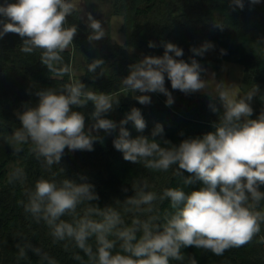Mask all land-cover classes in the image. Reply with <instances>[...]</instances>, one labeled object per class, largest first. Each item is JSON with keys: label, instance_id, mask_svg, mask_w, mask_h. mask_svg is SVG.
I'll return each instance as SVG.
<instances>
[{"label": "clouds", "instance_id": "9594fccd", "mask_svg": "<svg viewBox=\"0 0 264 264\" xmlns=\"http://www.w3.org/2000/svg\"><path fill=\"white\" fill-rule=\"evenodd\" d=\"M244 2L231 0V5L243 9ZM248 2L255 5L261 0ZM82 3L86 4L87 0H16L14 3L4 0L0 4V38L8 33L18 34L22 40L20 51L25 54L39 51L40 61L51 78L69 77L59 87L36 91L38 103L25 104L22 111L16 112L20 126L4 137L13 154L22 152L28 145L29 152L42 159L44 169L51 171L53 165L60 164L65 148L72 152L93 151L94 142L101 139L92 135L94 130L111 134L118 127L119 135L113 146L125 161L164 172L175 165L177 176L182 177L181 170L190 174L182 177L183 185L200 181L203 186L190 192L183 187L165 188L158 196L146 190V183L134 184L135 194L127 197L118 210L90 203L99 199L94 185L69 178L57 181L53 173L52 179L42 176L35 181L34 189L26 193L27 203L18 201L24 212L37 223L43 221L54 241L74 243L87 257L85 260L79 254L73 256L81 264H170L172 260H185L184 248L194 247L222 256L226 250L251 242L264 224V209L260 208L264 201V191L260 190L264 186V111L257 118H250L251 101L259 87L255 85L240 95L236 85L216 81L215 73L206 80L202 74L207 70L195 58L190 63L178 59L184 55L183 49L165 43L162 56H144L129 65V74L121 80L125 91L162 93L170 106L174 99L165 87L167 77L173 90L185 94L204 91L210 100H218L220 107L209 103L213 113H220L218 122L213 124L214 131L184 139L179 145L164 138L160 124L155 126L151 138L143 135L130 138L125 127L129 122L137 131L146 127L140 109L133 107L119 125L103 118L119 104L118 96L87 87L75 78L73 65L65 62L63 53L73 45L78 32L77 26L69 24L67 18L80 13ZM87 24L90 43L107 35L102 22L91 12L87 13ZM213 26L220 30L224 27L217 19ZM111 39L119 43L115 33ZM148 46L154 48L156 44L150 41ZM214 47L213 43L205 42L190 51L203 57ZM220 51L221 55L226 54L224 49ZM104 64L103 59L96 58L86 68L88 73L103 75ZM97 69L101 71L97 73ZM135 99L142 105L151 103L148 95ZM89 102L94 105L91 113L94 123L86 131L85 116L74 111L73 106L84 108ZM23 176V170L15 168L9 173L8 182L22 180ZM80 180L86 181V177L81 176ZM165 199L171 211L154 215L156 202ZM81 205L84 207L78 212ZM122 213L146 218L133 219L131 226H126ZM65 216L71 217V221L62 219ZM93 238L95 250L90 243ZM16 247L18 260L26 259V250L30 249L39 257V264H57L30 243ZM189 264H197V260L189 257Z\"/></svg>", "mask_w": 264, "mask_h": 264}, {"label": "trees", "instance_id": "16d2710c", "mask_svg": "<svg viewBox=\"0 0 264 264\" xmlns=\"http://www.w3.org/2000/svg\"><path fill=\"white\" fill-rule=\"evenodd\" d=\"M8 2L14 3L16 0ZM3 3L4 0H0V4ZM83 4L87 13L91 12L95 19L102 22L107 35L100 41L90 43L87 39L90 32L87 18L84 19L82 12L69 16V24H75L78 32L73 45L63 53L65 62L73 65L75 78L87 87L118 96L119 104L105 113L103 118L119 125L133 107L140 109L146 127L143 131H137L133 123L129 122L125 127L130 138L140 135L151 138L155 126L160 124L164 128V138L179 145L184 139L202 137L214 131L213 124L218 122L220 113H213L209 108L210 102L220 107L218 100H210L208 95L195 92L185 94L173 90L167 77L165 87L174 99L170 106L166 105L167 97L162 93H157V98H152L150 104L142 105L135 99L138 96L135 92L125 91L121 80L129 74V65L139 61L140 53L137 49L147 47L146 52H156L162 56L165 43H173L183 49L184 55L178 59L190 63L191 58H195L206 70L211 65L218 67L221 61L241 65L242 91L246 94L255 85L260 90L251 101L253 115L250 118L255 119L264 111V0L255 5L245 0L243 9L232 6L231 0H87ZM114 16L121 18L120 31L124 36L121 43L111 39L110 26ZM215 19L223 23V30L213 26ZM150 41L156 47L150 48ZM205 42L213 43L214 49L203 57L194 56L190 49L199 48ZM21 44V38L15 33L0 38V264H39V257L30 249L26 250V259H17L16 245L25 242L39 247L55 259L57 264H81L73 259L75 254L87 259L74 243L54 241L44 222L37 223L18 203H27L26 193L34 189L35 181L42 176L52 179L53 173H56L57 181L69 178L77 183H90L94 185V191L99 197L90 203L100 208L112 206L118 210L127 197L135 194L132 187L134 184L146 183V190L154 191L158 196L165 188L183 187L186 192H190L203 186L200 181L183 185L182 177L190 174L181 170L182 177L177 176L175 170L178 166L175 165L164 172L152 171L142 164L125 161L123 154L113 146V140L118 136H112L102 129L92 132V135L101 138L94 142L93 151L72 152L65 148L60 164L53 165L51 171L44 169L42 159L38 160L30 153L28 145L14 155L4 137L11 135L20 126L16 112L22 111L25 104L35 106L38 103L36 91L59 87L69 80L67 76L63 79L51 78L46 66L40 61V52L22 53ZM221 49L226 51L225 55H221ZM96 58L105 61L103 75L87 71L86 65ZM100 71L97 69V73ZM93 76L96 78L93 79ZM73 110L85 116L87 131L94 123L91 119L94 105L89 102L84 108L73 106ZM174 113L188 118L191 125L178 124L173 128L177 118ZM199 124L208 128L194 127ZM15 168L22 169L24 176L22 180L9 183V173ZM81 176L86 177V181H81ZM260 190L264 191V186ZM83 207L81 205L78 212ZM260 208L264 209V201H261ZM155 209L154 215L171 211L167 199L158 200ZM122 215L126 226H131L133 219L146 218L143 215ZM62 219L71 221L72 218L65 216ZM90 243L95 250L94 238ZM65 244L68 246L65 247ZM182 252L185 260H172L170 264H189V257H194L197 264H264V224L251 242L226 250L222 256L194 247L184 248Z\"/></svg>", "mask_w": 264, "mask_h": 264}, {"label": "rangeland", "instance_id": "374dc122", "mask_svg": "<svg viewBox=\"0 0 264 264\" xmlns=\"http://www.w3.org/2000/svg\"><path fill=\"white\" fill-rule=\"evenodd\" d=\"M81 9H82V14L84 16V19L87 18V11L84 7V4L82 3L80 5ZM120 25H121V18L119 16H114L111 19V36H113V34L115 33L117 40L122 39L124 36L120 31ZM184 30H187V28H185ZM115 42H117L116 40H114ZM140 53V58L138 59L139 61L142 60L144 58V56H158L156 54V52L153 53H148L147 51V47L146 48H141V49H137ZM215 73V80L218 82H224L226 85H236L235 90L240 94L243 95L245 94L242 89H241V81H242V76H243V70L241 65L237 64V63H232V62H227V61H221L220 64L218 65V67H213L212 65L208 67L206 73L203 75V78L208 80L211 79V74ZM208 91L210 92L211 89H208ZM138 96L139 95H148L150 96V98H157V93H140L139 91L135 92ZM201 95H206L204 91H198L195 92ZM219 102V101H218ZM174 115L177 117L175 120V123L172 125L173 128H175L178 124H183V125H191L190 121L188 118L179 116L178 114ZM194 127H196L197 129L200 128H208V127H203L202 125H194ZM105 132V131H104ZM116 132H119V128L118 130H113L111 132L110 135L112 136H118V134H116ZM107 133V132H106ZM109 134V133H108Z\"/></svg>", "mask_w": 264, "mask_h": 264}, {"label": "crops", "instance_id": "0c3cea01", "mask_svg": "<svg viewBox=\"0 0 264 264\" xmlns=\"http://www.w3.org/2000/svg\"><path fill=\"white\" fill-rule=\"evenodd\" d=\"M118 41H119V43L123 42L124 41V37L122 39L118 40Z\"/></svg>", "mask_w": 264, "mask_h": 264}]
</instances>
